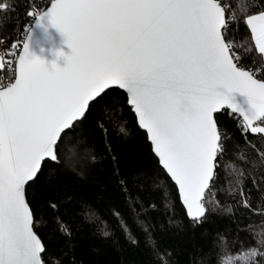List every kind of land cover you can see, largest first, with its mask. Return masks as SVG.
Wrapping results in <instances>:
<instances>
[{
    "label": "snow or ice",
    "instance_id": "obj_1",
    "mask_svg": "<svg viewBox=\"0 0 264 264\" xmlns=\"http://www.w3.org/2000/svg\"><path fill=\"white\" fill-rule=\"evenodd\" d=\"M0 9L7 10L4 4ZM43 19L67 38L72 54L66 67L53 64L50 71L29 57L25 42L7 86L0 85V264H45L28 188L43 164L59 163L63 137L114 87L127 94V105L147 130L193 224L209 214L206 193L229 151L232 137L221 130L216 115L226 109L243 141L233 152L243 147L254 159L236 156L251 163L247 169L225 164L235 174L226 193L235 203L216 200V208L231 215L236 207L251 210L254 196L264 203V150L254 143L264 142V10L248 14L242 8L237 14L223 0H53L37 23ZM233 23L247 29L244 40L229 39ZM247 55L261 67H241ZM99 127L107 131L102 123ZM86 218L91 222V214ZM121 227L127 234V225ZM226 243L221 237L223 253ZM257 244L264 246V240ZM257 257L264 258V251L254 247L234 259L221 256L219 264L241 259L260 264Z\"/></svg>",
    "mask_w": 264,
    "mask_h": 264
},
{
    "label": "trees",
    "instance_id": "obj_2",
    "mask_svg": "<svg viewBox=\"0 0 264 264\" xmlns=\"http://www.w3.org/2000/svg\"><path fill=\"white\" fill-rule=\"evenodd\" d=\"M52 1L0 0L7 9H0V57L4 64L0 76L11 78L16 53L33 16ZM223 2H231L237 14L242 8L248 14L264 10V0ZM228 35L242 41L247 29L243 23L238 27L233 23ZM13 43L17 47H12ZM240 66L253 71L261 67L252 55L244 56ZM126 97L117 88L110 90L87 119L63 137L59 163L43 164L39 179L28 188L34 231L46 248L45 264H219L221 256L234 259L242 250L254 247L264 251V246L257 244L264 240V203L254 196L251 210L236 207L231 215L216 208V200L225 206L226 202L235 203L226 195L234 186L227 181H234L235 174L225 164L232 161L247 169L251 163L246 165L236 156L243 154L250 162L254 159L249 149L233 152V146L243 145V141L230 111L216 114L219 127L232 139L226 145L229 151L219 161L212 191L206 193L209 214L202 223L193 224ZM101 123L106 132L99 127ZM254 143L264 150V142L256 139ZM246 182L251 187L250 180ZM53 203L56 209L51 207ZM86 213L91 214V222ZM125 224L127 234L121 227ZM103 230L111 235L105 238ZM221 237L227 242L226 253L218 247ZM257 260L264 264V258ZM235 264L248 262L241 259Z\"/></svg>",
    "mask_w": 264,
    "mask_h": 264
},
{
    "label": "water",
    "instance_id": "obj_3",
    "mask_svg": "<svg viewBox=\"0 0 264 264\" xmlns=\"http://www.w3.org/2000/svg\"><path fill=\"white\" fill-rule=\"evenodd\" d=\"M51 3L49 4V6L47 8L51 7ZM43 11L34 18L32 24L28 30V33L25 37V40L23 41L19 51H22L23 44L25 42H28V52H29L30 58L35 57L37 59L42 60L44 62V66L50 71L52 70L53 64H55L57 68L62 69V68L67 66V57L72 54V51L68 47V44L66 42L67 38L61 32H59L55 27H53L51 25V23L49 22V20L43 19V20H40L39 23H37L40 15L43 13ZM28 37H29V39H28ZM119 90L123 91L122 89H119ZM126 96H127V94H126ZM228 111H230V110H228ZM133 113H134V111H133ZM134 115H135V113H134ZM135 117H136V115H135ZM136 120H137L138 126L140 127L137 117H136ZM140 129L146 133L147 138L149 140L147 130L143 129L141 127H140ZM149 142H150V140H149ZM151 148H152V152H153L152 144H151ZM153 154H154V152H153ZM156 158L158 159L157 156H156ZM158 162H159V159H158ZM159 165H160V163H159ZM161 168H162V166H161ZM164 172L166 173L165 170H164ZM169 179H170V177H169ZM172 183L174 184V186L176 187L177 192H178L177 186L175 185V183L173 181H172ZM178 195H179V192H178ZM179 199L181 202L180 196H179ZM183 208H184V206H183Z\"/></svg>",
    "mask_w": 264,
    "mask_h": 264
},
{
    "label": "built area",
    "instance_id": "obj_4",
    "mask_svg": "<svg viewBox=\"0 0 264 264\" xmlns=\"http://www.w3.org/2000/svg\"><path fill=\"white\" fill-rule=\"evenodd\" d=\"M8 78L6 77V76H4V75H1L0 76V85H2V86H7V84H8Z\"/></svg>",
    "mask_w": 264,
    "mask_h": 264
},
{
    "label": "rangeland",
    "instance_id": "obj_5",
    "mask_svg": "<svg viewBox=\"0 0 264 264\" xmlns=\"http://www.w3.org/2000/svg\"><path fill=\"white\" fill-rule=\"evenodd\" d=\"M2 68H4V64H3L2 58L0 57V69Z\"/></svg>",
    "mask_w": 264,
    "mask_h": 264
}]
</instances>
